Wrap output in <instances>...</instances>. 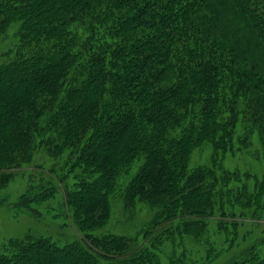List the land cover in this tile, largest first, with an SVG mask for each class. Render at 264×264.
Instances as JSON below:
<instances>
[{"label": "trees", "instance_id": "1", "mask_svg": "<svg viewBox=\"0 0 264 264\" xmlns=\"http://www.w3.org/2000/svg\"><path fill=\"white\" fill-rule=\"evenodd\" d=\"M11 28L0 194L39 172L0 206L59 198L81 237L10 238L0 264H264V0H0ZM115 199L151 219L102 232Z\"/></svg>", "mask_w": 264, "mask_h": 264}, {"label": "rangeland", "instance_id": "2", "mask_svg": "<svg viewBox=\"0 0 264 264\" xmlns=\"http://www.w3.org/2000/svg\"><path fill=\"white\" fill-rule=\"evenodd\" d=\"M15 29L16 28H11L9 30L8 37L3 44L0 42V63L5 59L4 54L12 47L13 33L15 32ZM198 155L199 158H204L207 153L199 152ZM37 161L42 163V165H44L43 167L48 166L46 159L38 157ZM241 161L242 160L235 162L234 165H238L242 170H257V165L254 162ZM34 172L39 171H19L4 192H1L0 200L9 196V202L10 199L12 202H16L18 196L24 192L28 180L35 177L33 175L35 174ZM124 184H126V182L123 183V185ZM58 202L59 198L39 207L38 212L40 215L38 217L26 213H16L14 210L9 209L6 206H0V243L10 238L23 237L26 234L50 237L60 244L80 240L81 234L78 232L77 227L72 220L63 215L56 217L55 213L58 211ZM111 213V222L109 225H105L102 228V232H110L120 236L132 235L144 226V224L152 217L150 209L145 204H138L132 214L123 212V204L120 199H115L112 203ZM263 230L264 229H258L257 232L260 233Z\"/></svg>", "mask_w": 264, "mask_h": 264}]
</instances>
